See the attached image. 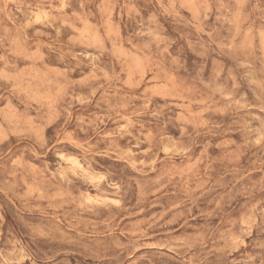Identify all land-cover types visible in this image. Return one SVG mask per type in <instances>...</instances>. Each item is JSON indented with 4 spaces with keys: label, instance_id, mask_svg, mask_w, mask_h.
I'll use <instances>...</instances> for the list:
<instances>
[{
    "label": "rangeland",
    "instance_id": "obj_1",
    "mask_svg": "<svg viewBox=\"0 0 264 264\" xmlns=\"http://www.w3.org/2000/svg\"><path fill=\"white\" fill-rule=\"evenodd\" d=\"M0 264H264V0H0Z\"/></svg>",
    "mask_w": 264,
    "mask_h": 264
},
{
    "label": "bare ground",
    "instance_id": "obj_2",
    "mask_svg": "<svg viewBox=\"0 0 264 264\" xmlns=\"http://www.w3.org/2000/svg\"><path fill=\"white\" fill-rule=\"evenodd\" d=\"M128 126V125H127ZM75 164L80 165V162L77 158L74 159ZM62 169V168H61Z\"/></svg>",
    "mask_w": 264,
    "mask_h": 264
}]
</instances>
